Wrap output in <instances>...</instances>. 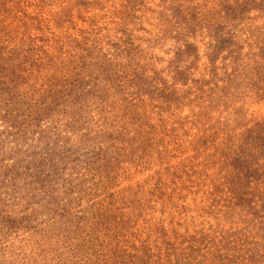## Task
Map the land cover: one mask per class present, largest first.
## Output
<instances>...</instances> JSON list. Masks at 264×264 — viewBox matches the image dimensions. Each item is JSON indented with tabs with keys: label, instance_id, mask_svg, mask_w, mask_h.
I'll use <instances>...</instances> for the list:
<instances>
[{
	"label": "rangeland",
	"instance_id": "374dc122",
	"mask_svg": "<svg viewBox=\"0 0 264 264\" xmlns=\"http://www.w3.org/2000/svg\"><path fill=\"white\" fill-rule=\"evenodd\" d=\"M0 264H264V0H0Z\"/></svg>",
	"mask_w": 264,
	"mask_h": 264
},
{
	"label": "trees",
	"instance_id": "16d2710c",
	"mask_svg": "<svg viewBox=\"0 0 264 264\" xmlns=\"http://www.w3.org/2000/svg\"><path fill=\"white\" fill-rule=\"evenodd\" d=\"M70 123H73V122H70ZM53 166L56 167V164L54 163Z\"/></svg>",
	"mask_w": 264,
	"mask_h": 264
}]
</instances>
